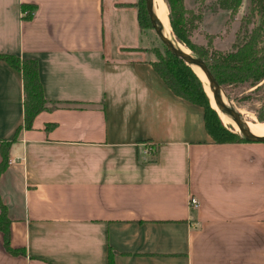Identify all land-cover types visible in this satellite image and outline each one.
Listing matches in <instances>:
<instances>
[{
  "label": "crops",
  "instance_id": "1",
  "mask_svg": "<svg viewBox=\"0 0 264 264\" xmlns=\"http://www.w3.org/2000/svg\"><path fill=\"white\" fill-rule=\"evenodd\" d=\"M138 2L0 0V53L35 58L54 106L23 128L0 60V145L21 127L0 198L24 250L0 231V264H264V142H215L153 67Z\"/></svg>",
  "mask_w": 264,
  "mask_h": 264
},
{
  "label": "trees",
  "instance_id": "2",
  "mask_svg": "<svg viewBox=\"0 0 264 264\" xmlns=\"http://www.w3.org/2000/svg\"><path fill=\"white\" fill-rule=\"evenodd\" d=\"M221 1L223 7L231 10L232 14H236L242 4V0ZM166 2L169 6V17L177 41L207 62L223 88L245 86L250 89L254 88L252 90L254 92L264 86V21L259 24L255 23L252 27L243 25L232 48L228 51H222L213 49L210 45L205 47L192 41L191 30L194 28L195 20L199 19L200 16H195V14L193 16L192 11L186 9L184 0H166ZM253 3L252 12L261 11L263 14L264 0H254ZM138 5L142 28L152 27L146 0H139ZM188 14L192 16L189 18L187 17ZM30 15L28 10L26 17ZM165 50V54L156 50L158 59L153 62V67L176 95L203 107L206 129L215 142H249L233 126L224 123L218 111L212 106L211 98L206 91V84L199 74L166 47ZM0 60L6 61L11 67L21 72L24 94L22 127L30 129L39 112L54 107H48V101L44 98L38 75V62L35 58H20L14 54L3 53H0ZM249 98L250 94L243 95L239 101ZM257 115L261 120H264V114L259 112ZM20 128H17L10 140L2 142L0 145L2 154L0 175L7 166L9 146L15 141ZM9 227L10 219L0 198V231L3 235V246L6 251L12 254L24 253V250L10 246ZM109 264H116L113 252H110Z\"/></svg>",
  "mask_w": 264,
  "mask_h": 264
},
{
  "label": "rangeland",
  "instance_id": "3",
  "mask_svg": "<svg viewBox=\"0 0 264 264\" xmlns=\"http://www.w3.org/2000/svg\"><path fill=\"white\" fill-rule=\"evenodd\" d=\"M253 2L254 0H242V4L236 14H232L231 10L223 7L221 0H196L195 8H193L191 11L192 15H199L200 17L199 19L195 20L194 28L191 30L192 41L205 47H209L210 45L211 48L217 50H230L233 44L236 42L237 36L239 35L243 25L252 27L255 23L259 24L264 21V13L262 14L261 11H256L255 13L252 12V7L254 6ZM255 4L257 3L255 2ZM192 15L188 14L187 17L190 18ZM196 22H198V26H196ZM144 29L149 30V32H145L147 37L146 42L151 49L154 61H156L158 59L155 53L156 50H159L162 54H165V45L159 39L152 27H147ZM173 34L177 39L174 30ZM253 89L254 88L250 89L245 86H229L223 88V91L226 99L239 108L245 122L248 123L249 121L254 123H263L264 120H261L257 114L259 112L264 114V86L258 91L253 92ZM249 94V99L239 101L243 95ZM220 116L225 124L233 126V128L239 132L235 124L231 123V121H228L226 116L225 118L222 117L221 114Z\"/></svg>",
  "mask_w": 264,
  "mask_h": 264
},
{
  "label": "water",
  "instance_id": "4",
  "mask_svg": "<svg viewBox=\"0 0 264 264\" xmlns=\"http://www.w3.org/2000/svg\"><path fill=\"white\" fill-rule=\"evenodd\" d=\"M146 7L150 17L152 28L155 30L159 39L165 45V47L170 50L174 55L183 59L188 65H190L195 71L196 69L201 70L209 81V87L213 93L214 100L218 107V110L232 118L237 126L239 132L250 142H264V136H259L253 133L247 126L241 111L233 103L226 99L223 91V87L219 84L215 78L213 72L209 68L207 62L197 55H195L192 50L187 52L183 50L180 46L181 43H176L169 35L164 31V27L159 21L153 0H146ZM197 72V71H196ZM198 73V72H197ZM199 74V73H198ZM200 76V75H199Z\"/></svg>",
  "mask_w": 264,
  "mask_h": 264
},
{
  "label": "bare ground",
  "instance_id": "5",
  "mask_svg": "<svg viewBox=\"0 0 264 264\" xmlns=\"http://www.w3.org/2000/svg\"><path fill=\"white\" fill-rule=\"evenodd\" d=\"M153 1H154V8H155L156 15H157L159 21L161 22V24L163 25L164 31L166 32L167 35H169L178 44V41H177L178 39L175 38V36L173 34V29H172L171 24H170L169 6H168L167 2L165 0H153ZM180 46L183 50L190 52V49L187 46H185L184 44L181 43ZM196 71L199 73L200 77L202 78V80L206 84V90H208L207 93L209 92V96L211 98V102H212L213 107L216 110H218V107H217L216 102H215L214 97H213V93L209 87V81H208L207 77L205 76V74L201 70L196 69ZM219 113L224 118L226 116L227 120L231 121V123H234L236 128L238 129L236 122L232 118H230L226 114L222 113L221 111H219ZM247 124H248L247 126L249 127V129L253 133H255L259 136H264V122L263 123L262 122L254 123V122L248 121Z\"/></svg>",
  "mask_w": 264,
  "mask_h": 264
},
{
  "label": "built area",
  "instance_id": "6",
  "mask_svg": "<svg viewBox=\"0 0 264 264\" xmlns=\"http://www.w3.org/2000/svg\"><path fill=\"white\" fill-rule=\"evenodd\" d=\"M29 13L32 14V11H29ZM27 14V13H26ZM151 146H147V151H151ZM14 160H11L9 161V163H12ZM189 205L192 207V208H197L199 206V201L194 197V196H191L190 197V200H189Z\"/></svg>",
  "mask_w": 264,
  "mask_h": 264
}]
</instances>
